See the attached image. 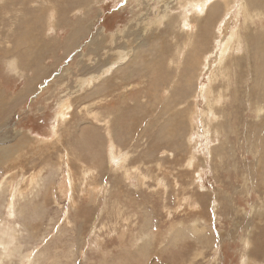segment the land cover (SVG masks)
<instances>
[{"label": "rangeland", "instance_id": "obj_1", "mask_svg": "<svg viewBox=\"0 0 264 264\" xmlns=\"http://www.w3.org/2000/svg\"><path fill=\"white\" fill-rule=\"evenodd\" d=\"M0 264H264V0H0Z\"/></svg>", "mask_w": 264, "mask_h": 264}, {"label": "bare ground", "instance_id": "obj_2", "mask_svg": "<svg viewBox=\"0 0 264 264\" xmlns=\"http://www.w3.org/2000/svg\"><path fill=\"white\" fill-rule=\"evenodd\" d=\"M200 2V1H199ZM185 17V16H184ZM186 18V17H185ZM191 24V23H190ZM191 35V34H190Z\"/></svg>", "mask_w": 264, "mask_h": 264}]
</instances>
